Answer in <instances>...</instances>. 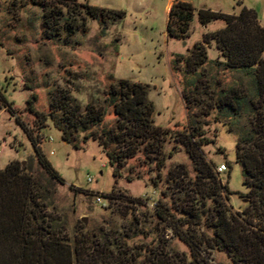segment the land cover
I'll return each mask as SVG.
<instances>
[{"label":"rangeland","instance_id":"obj_1","mask_svg":"<svg viewBox=\"0 0 264 264\" xmlns=\"http://www.w3.org/2000/svg\"><path fill=\"white\" fill-rule=\"evenodd\" d=\"M174 1L79 0L81 4L125 14L124 20L104 30L96 21L79 17L78 28L87 30L82 34L79 29L73 33L59 30L65 24L63 16L66 14L60 6L61 13L56 9L48 13L31 0H0V170L11 162H18L40 183L49 198L48 207L43 210L55 219L66 244L72 246L84 233L98 244H102L103 237L109 238L110 243L117 240L119 244H126L128 247L119 253L109 248L112 264L121 258L128 264H145L152 254L181 264L182 256H189V248L171 225L180 235L194 236L201 264H231L224 254L209 251L204 245L211 235L207 223L213 215V204L208 197L214 194L232 213H241L247 203L243 198L247 190L243 185L242 168L235 159L237 136L228 133L223 125L215 124L212 116L204 115L207 100L200 90L197 100L203 106L187 112L181 97V69L172 63L175 56H185L196 44L202 43L204 35L224 28V21L220 19L202 25L198 12L236 16L246 8L256 14L259 26L264 28V0H178L194 9L183 39L166 34L168 7ZM56 14L57 21H53L51 16ZM53 22L59 25L56 31L51 27ZM206 53L210 62L222 61L214 42ZM204 70V75L220 78L225 84L231 81L228 74L222 75L214 67L206 66ZM207 77L200 78L202 83ZM120 80L146 87L147 100L153 105L154 126L172 133L187 132L189 122L202 126L206 137L214 141L202 148L206 164L213 169L220 165L227 168L217 179L231 193L228 199L221 190L198 178L194 163L179 143L163 144L162 169L138 147L134 155L122 163L114 178L105 151L97 142L91 140L83 144L82 134L76 133L75 142L80 149L75 150L62 141L61 132L51 119L37 129L35 117L25 111L32 95L36 96L35 111L57 120H64L65 106L68 112L75 111L77 115L92 106L103 114L99 132L105 130L114 135L116 117L112 108L106 106L105 98ZM6 105L8 108H3ZM12 110L15 115L10 113ZM16 116L27 130L36 129L38 141L52 140L51 144L38 148L63 184L50 181L39 166L27 134L15 122ZM244 122L242 120L241 125ZM114 149L116 147H109L110 151ZM50 150L54 152L52 156L48 155ZM109 195L112 199L107 198ZM133 199H141L144 204H131ZM157 202L171 214L172 220L168 223L153 216ZM195 204H198V218L192 221L188 214ZM121 230L125 231V241ZM138 256L140 258L134 261Z\"/></svg>","mask_w":264,"mask_h":264},{"label":"trees","instance_id":"obj_2","mask_svg":"<svg viewBox=\"0 0 264 264\" xmlns=\"http://www.w3.org/2000/svg\"><path fill=\"white\" fill-rule=\"evenodd\" d=\"M31 1L39 5L43 12L52 13L56 9L61 13L58 7L64 8L65 24L59 28L58 23L53 22L51 27L55 31L59 28L73 33L79 29L85 34L86 29L78 28V18L84 16L96 21L102 30L125 18L122 11L81 4L79 0ZM193 13L190 4L175 0L168 13L167 37H186ZM57 17V14L51 16L53 21H57ZM198 17L202 25L220 19L225 26L221 31L204 35L203 42L196 44L189 54L174 57L172 65L181 69L183 77L181 97L185 109L190 112L195 107L203 106L197 100L198 91H202L207 100L204 115L212 116L213 122L226 127L228 133H235V159L242 168L243 185L247 190L243 196L247 199L246 207L241 213H232L214 194H209L213 215L207 223L211 235L204 245L209 251L224 254L231 264H264V28L259 26L256 14L246 8H242L236 16L200 11ZM46 24L44 22V28H47ZM212 42L220 52V62H210L207 58L206 49ZM206 66L216 68L222 75L228 74L231 81L225 84L220 78L204 75ZM202 77L208 79L202 83ZM147 93L145 86L127 80H120L116 87H111L105 104L112 108L116 117L117 133L114 135L105 130L99 132L103 114L92 106H87L82 115H77L75 111L68 112V106H65L64 120H57L35 111L33 105L36 96L32 95L26 102L25 111L35 117L37 129L48 118L51 119L53 126L61 132L62 141L75 150L80 149L75 142L76 133L82 134L83 144L91 140L97 142L105 151L114 178L118 176L122 163L130 159L138 147L145 157H153L157 167L162 169L165 162L163 144L167 141L179 143L185 147L194 163L198 178L221 190L228 199L231 193L227 186L217 179L219 174L216 168L207 165L204 159L202 148L214 141L206 137L202 126L195 121L187 124L185 133H172L154 126L151 118L153 105L148 102ZM10 113L15 115L13 110ZM242 120L245 121L243 125ZM15 122L27 134L37 162L49 180L63 184L64 181L37 147L36 129L27 130L18 116ZM111 146L116 150L110 151ZM21 166V163L11 162L0 170V264H112V258L108 256L109 248L119 253L122 248L128 247L117 240L110 243L106 237L102 238V244H98L91 241L87 233L76 238L72 246L66 244L55 219L43 210L48 207L49 198L45 196L40 183ZM111 197L109 195L107 198ZM130 203L144 204L141 199H133ZM197 206H192V213L188 214L192 221L198 218ZM152 213L160 221L168 223L172 220L161 202L156 203ZM171 226L189 248V256H182L179 263L201 264L200 249L194 236L180 235L176 227ZM119 232L125 241V231ZM141 255L145 259V252ZM151 256L145 264H177L158 255ZM115 264L128 263L121 258Z\"/></svg>","mask_w":264,"mask_h":264},{"label":"built area","instance_id":"obj_3","mask_svg":"<svg viewBox=\"0 0 264 264\" xmlns=\"http://www.w3.org/2000/svg\"><path fill=\"white\" fill-rule=\"evenodd\" d=\"M51 144L52 143V140L51 139H48V141H45V139H39V141H38V144H37V147H42L44 144ZM54 154V152H53V150H50L49 152H48V155L49 156H52ZM226 170H227V168H226V166L225 165H220V166H218V167H216V172L218 173V174H222V173H224V172H226ZM88 182H91V180L90 179H88ZM96 202L97 203H100V200L99 199H96Z\"/></svg>","mask_w":264,"mask_h":264},{"label":"crops","instance_id":"obj_4","mask_svg":"<svg viewBox=\"0 0 264 264\" xmlns=\"http://www.w3.org/2000/svg\"><path fill=\"white\" fill-rule=\"evenodd\" d=\"M171 5H172V3L169 4L168 10H170Z\"/></svg>","mask_w":264,"mask_h":264}]
</instances>
